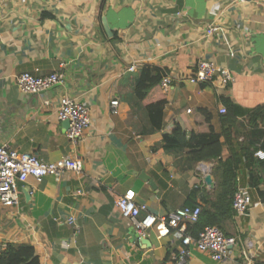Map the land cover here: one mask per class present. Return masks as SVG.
Here are the masks:
<instances>
[{"label":"crops","instance_id":"crops-1","mask_svg":"<svg viewBox=\"0 0 264 264\" xmlns=\"http://www.w3.org/2000/svg\"><path fill=\"white\" fill-rule=\"evenodd\" d=\"M201 59L227 69L225 84L218 73L204 84L187 79ZM145 67L174 79L161 90L159 130L136 94ZM24 71L59 72L63 82L25 94L16 86ZM62 95L89 109L91 123L77 142L57 118ZM224 100L242 113H219ZM175 125L187 138L212 128L221 160L231 148L245 156L264 150V0H0V142L44 161L82 162L80 173L21 183L19 205L0 204L1 243L34 246L39 264H174L178 233L157 223L139 241L115 199L133 189L137 204L166 216L214 198L217 161L189 154L209 137L171 145L164 135ZM246 158L236 179L251 207L222 223L238 241L231 256L216 261L192 248L187 264H264V160Z\"/></svg>","mask_w":264,"mask_h":264},{"label":"built area","instance_id":"built-area-1","mask_svg":"<svg viewBox=\"0 0 264 264\" xmlns=\"http://www.w3.org/2000/svg\"><path fill=\"white\" fill-rule=\"evenodd\" d=\"M244 1V0H238ZM214 29L208 28L209 32ZM133 70V67L129 68ZM215 73L221 75L225 82L229 79L227 69L215 62L201 59L196 63L194 72L187 77L192 83L210 81ZM174 79L170 75L161 78L160 85L166 90ZM63 82V75L59 72L48 74H35L31 71H24L17 75L16 86L19 91L25 94H37L53 85ZM112 112L117 113L118 101H110ZM219 113H226L224 106L219 107ZM190 112V109H187ZM57 118L60 121H68L66 137L72 142H77L89 127L91 118L88 107L75 98L62 95L58 100ZM255 158L264 160V150L257 149L253 152ZM82 162L70 157H62L54 161H44L33 153H23L15 150L7 143L0 142V204L3 206H18L20 200V184L29 177L40 182L49 175L64 174L65 172L80 173ZM252 198L245 188H237L232 207L236 215H242L251 207ZM115 205L121 216L127 219L133 226L136 239H143L147 231L157 223H164L175 230L179 235L180 246L175 256L174 264H187L191 249L196 248L206 252L216 261L229 258L237 245V238L227 236L215 226H204L197 235L187 231V226L196 222L199 218L201 207L198 205H183L176 208L166 216H158L147 211V206L137 204L135 191L127 189L122 195L115 199ZM68 223L75 225V217H67ZM4 244L0 242V251ZM240 258H249L245 251H241ZM250 259V258H249Z\"/></svg>","mask_w":264,"mask_h":264},{"label":"trees","instance_id":"trees-1","mask_svg":"<svg viewBox=\"0 0 264 264\" xmlns=\"http://www.w3.org/2000/svg\"><path fill=\"white\" fill-rule=\"evenodd\" d=\"M162 77V73H152L150 68L145 67L142 69L136 84V94L144 104L152 126L157 130L161 128L163 108L165 105V95L161 91L162 87L160 85ZM204 83L206 82H202L201 84ZM223 102L227 105L226 109L228 111L242 113V110L237 105L226 100ZM199 110L204 111V109H196V111ZM254 111L258 112L261 109L256 108ZM250 122L254 124V119L251 118ZM199 134H203L201 136H208L209 138L205 139V142L200 146L193 147L189 151V154L194 161L215 159L217 163L213 170L215 173L218 171L219 178L217 179L218 183L214 198H206V205L201 208L198 220L187 226V231L192 235H197L207 225L215 226L222 230V223L227 218L233 217L236 214L232 207V200L237 190V170L241 164L242 156L244 155L245 159H247L246 157L249 155L258 161L254 157L253 151L247 153L245 156V150L237 152L232 150V148L230 156L225 160H221L220 143L217 138L213 137L215 135L210 127L207 132H194L191 137L187 138L185 132L179 125H175L172 132L164 135V138L171 145L187 147L191 144L194 137ZM192 206H194L193 203ZM0 264H39V259L35 253L34 246L9 242L4 243V248L0 251Z\"/></svg>","mask_w":264,"mask_h":264},{"label":"water","instance_id":"water-1","mask_svg":"<svg viewBox=\"0 0 264 264\" xmlns=\"http://www.w3.org/2000/svg\"><path fill=\"white\" fill-rule=\"evenodd\" d=\"M102 22H103V25H104V28H105L107 34H111V31H110V29H109V27L107 25V22H106L105 18H102ZM63 122L68 126V121H63ZM204 181H205V183L207 185H209L211 187L213 186V181H212V178H211L210 174L207 173L205 175ZM135 236H136V234H135Z\"/></svg>","mask_w":264,"mask_h":264}]
</instances>
